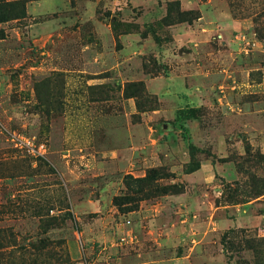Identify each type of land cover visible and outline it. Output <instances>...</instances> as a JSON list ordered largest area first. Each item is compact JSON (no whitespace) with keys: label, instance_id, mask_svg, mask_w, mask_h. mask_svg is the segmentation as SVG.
<instances>
[{"label":"rangeland","instance_id":"374dc122","mask_svg":"<svg viewBox=\"0 0 264 264\" xmlns=\"http://www.w3.org/2000/svg\"><path fill=\"white\" fill-rule=\"evenodd\" d=\"M2 1L0 264H264V0Z\"/></svg>","mask_w":264,"mask_h":264},{"label":"trees","instance_id":"16d2710c","mask_svg":"<svg viewBox=\"0 0 264 264\" xmlns=\"http://www.w3.org/2000/svg\"><path fill=\"white\" fill-rule=\"evenodd\" d=\"M10 5L11 3L0 0V9L3 6H10ZM0 19H1V13H0ZM194 167L197 168L198 164H195L194 166L190 167L188 171H193L195 169ZM162 175L159 173L157 169H150L145 176L139 178H134L131 175H127L124 178V183L127 189L130 192H132V196L129 195L130 193L129 192L126 195L124 194L120 197L114 198V202L116 203V205H118L121 208V206L125 204L126 201L128 200V197H133L135 195H142L147 199H149L156 197L157 195L160 194L176 193L182 191L183 187L180 184H170L166 186L159 185L156 181L157 179L161 178Z\"/></svg>","mask_w":264,"mask_h":264},{"label":"built area","instance_id":"2783aa9c","mask_svg":"<svg viewBox=\"0 0 264 264\" xmlns=\"http://www.w3.org/2000/svg\"><path fill=\"white\" fill-rule=\"evenodd\" d=\"M26 143H27V145H29L30 147H32V144H31V143H29V142H26ZM42 147H43V144H39V145L37 146V149H38V150H41Z\"/></svg>","mask_w":264,"mask_h":264}]
</instances>
